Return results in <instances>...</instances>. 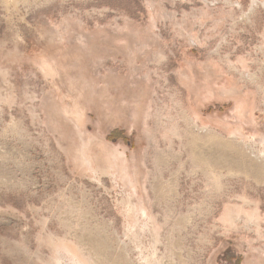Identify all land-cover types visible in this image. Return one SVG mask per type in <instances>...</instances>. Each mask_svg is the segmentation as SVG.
I'll list each match as a JSON object with an SVG mask.
<instances>
[{
    "label": "rangeland",
    "instance_id": "1",
    "mask_svg": "<svg viewBox=\"0 0 264 264\" xmlns=\"http://www.w3.org/2000/svg\"><path fill=\"white\" fill-rule=\"evenodd\" d=\"M257 157L264 0H0V264H264Z\"/></svg>",
    "mask_w": 264,
    "mask_h": 264
},
{
    "label": "bare ground",
    "instance_id": "2",
    "mask_svg": "<svg viewBox=\"0 0 264 264\" xmlns=\"http://www.w3.org/2000/svg\"><path fill=\"white\" fill-rule=\"evenodd\" d=\"M194 133V132H193ZM192 137H194V139L197 137L196 135H192ZM197 140V139H195ZM196 142V141H195ZM261 154V153H260ZM252 159V158H251ZM256 161L254 162L253 165H251L252 167H254L255 171L257 172H262L264 171V164L262 163L263 161L261 160V158L259 159V157H257V159H255ZM257 167V168H255ZM129 201V200H128ZM130 202V201H129ZM132 205V204H131ZM134 207V205H132L130 208ZM133 209V208H132ZM233 216V215H232ZM233 219V218H232ZM150 256V255H149ZM63 258V257H62ZM73 261V260H72ZM147 261V260H146ZM78 262V261H77ZM148 262V261H147ZM74 263V261H73ZM76 263V262H75ZM159 263V262H158Z\"/></svg>",
    "mask_w": 264,
    "mask_h": 264
}]
</instances>
